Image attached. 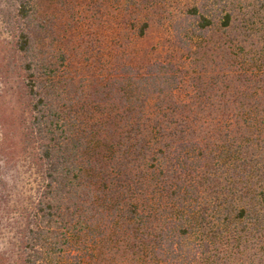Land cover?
Returning <instances> with one entry per match:
<instances>
[{
  "label": "trees",
  "instance_id": "trees-1",
  "mask_svg": "<svg viewBox=\"0 0 264 264\" xmlns=\"http://www.w3.org/2000/svg\"><path fill=\"white\" fill-rule=\"evenodd\" d=\"M44 1L17 0L9 21L30 118L0 141V155L10 165L16 149L5 141L20 137V152L28 154L39 182L19 207L14 250L0 249V264H198L210 256L231 264L232 255L263 264L264 95L248 104L246 89L235 93V105H251L255 113L238 105L235 113L183 115L179 106L164 104L182 82L177 66L150 61L138 69L120 51L103 53L102 79L80 80L46 48L51 24L40 19ZM47 1L66 6L73 0ZM143 1L154 9L162 4L102 0L105 48L119 43L108 27L110 8L117 18ZM90 2L93 15H101ZM232 2L191 5L182 31L194 40L220 28L232 44L246 40L257 30L255 15L244 11L238 19ZM149 24H142V35ZM253 60L240 72L260 77L264 67ZM253 82L248 87L258 96L264 80ZM158 97V112L147 115ZM0 185L1 209L10 199L1 170ZM193 236L198 245L192 246Z\"/></svg>",
  "mask_w": 264,
  "mask_h": 264
},
{
  "label": "rangeland",
  "instance_id": "rangeland-1",
  "mask_svg": "<svg viewBox=\"0 0 264 264\" xmlns=\"http://www.w3.org/2000/svg\"><path fill=\"white\" fill-rule=\"evenodd\" d=\"M200 1L162 0L159 9H154L143 1L139 8L127 12L129 14L120 10L117 18L110 8L108 27L111 30L116 29L114 37L119 40V45L117 44L115 49H107L105 44H102V0H95L96 11H101V15H93L91 9L94 11L95 6L90 0H73L66 6L46 0L42 3L43 13L40 15V19L47 22L49 27L51 24V33L45 40L46 48L57 56L54 61L60 65L64 61L69 73L78 75L80 80L102 79V55L109 51L125 53L129 57L128 62L138 69H143L150 61L173 63L177 66L182 82L173 92L166 94L164 104L167 107L174 104L179 106L183 115L201 113L206 117L222 114L224 111L235 113L238 105L241 107L240 112L249 108L253 109V113L257 112V108L251 105H247L245 109L242 108L241 102L235 105V97L236 94L243 95L240 92L246 89L245 96L250 104L253 98L264 95L262 88H258L260 92L257 96L253 94L255 90L248 87L250 83L255 85V80L257 84L258 81L261 84L264 74L254 77L240 72L248 64L252 65L253 59H256L255 66L264 67V0H230L235 1L236 8L239 9L238 19L244 17V11H250L256 20L257 30L253 31V34L250 32L249 36L246 35V40L237 44L230 43V35L221 34L220 28L208 33V36L194 40L182 31V26L187 23L181 24L184 12ZM16 7L17 0H0V141L6 139L11 131L20 130V126L30 118L22 57L12 53L15 32L12 31L9 21L15 14ZM103 10L106 11L105 8ZM124 19H128L126 23ZM145 22L150 24L142 35L141 26ZM110 59L113 60L112 55ZM262 85L264 89V84ZM220 99H225V102L220 103ZM161 100L163 98L158 97L150 101L147 115L158 112L156 107ZM201 107L203 111H200ZM19 141L20 137L17 136L5 141L6 145H12L16 149L10 165L6 164L5 158L0 155L1 173L10 184L6 191L10 199L4 202L6 204L0 209V249L11 254L15 240L14 222L18 219L19 207L26 203L31 195L36 194L39 182L37 173L31 168L28 154L20 152ZM4 194L0 185V196ZM191 240L192 246L198 243L196 236ZM221 247L228 249L225 245ZM250 253H253V250L247 251L246 254ZM220 260L222 262L218 263L215 256L202 257L198 264H227L223 259ZM243 261L245 259L237 255H232L230 259L231 264H244Z\"/></svg>",
  "mask_w": 264,
  "mask_h": 264
}]
</instances>
